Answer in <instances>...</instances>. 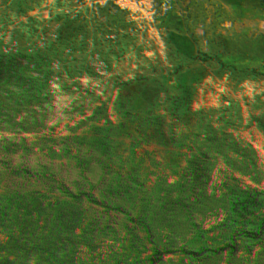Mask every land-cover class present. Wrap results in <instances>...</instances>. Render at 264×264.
<instances>
[{
	"label": "trees",
	"instance_id": "trees-1",
	"mask_svg": "<svg viewBox=\"0 0 264 264\" xmlns=\"http://www.w3.org/2000/svg\"><path fill=\"white\" fill-rule=\"evenodd\" d=\"M229 2L0 0V264H264V128L231 116L264 122V37Z\"/></svg>",
	"mask_w": 264,
	"mask_h": 264
},
{
	"label": "rangeland",
	"instance_id": "rangeland-1",
	"mask_svg": "<svg viewBox=\"0 0 264 264\" xmlns=\"http://www.w3.org/2000/svg\"><path fill=\"white\" fill-rule=\"evenodd\" d=\"M231 8L232 9H227L228 11L226 12V18L224 20V24L226 27L228 26V29L231 30V32L235 35H237V31H238V27L239 28H244V27H248L249 29L252 27L251 24L252 22H254L255 27L258 31V35L259 37H264V0H230L229 2ZM244 7L247 6L250 10L249 15H255L254 16V20H252L251 18H249L248 16L244 15L243 11H238L236 9L240 8V7ZM229 15V17H228ZM240 18H243L245 21V23H243L242 25L239 24V26H235L233 25L235 19L236 20H240ZM254 28V27H253ZM237 42H239V40H237ZM263 66L260 67V70H263ZM235 117V122L238 124H242L244 126H246L247 128H251L253 126H256V132L258 131V129L260 128H264V122L259 119L258 114L257 113H249V114H244L242 116H238V115H231ZM191 126L193 128L194 134L196 136V139L201 141H204L205 136H212V132L210 131V127L207 125L205 120H201V118H199V120H192L191 121ZM49 132L47 131V134ZM170 134V132L168 133ZM166 133L157 135V136H151V140H161V141H166V137L167 135ZM32 136V134H31ZM33 136L35 137V140H39L41 138H43L44 136H46V132L41 130L39 133L33 134ZM26 137V136H25ZM27 138V137H26ZM174 147H177L176 144H174ZM202 148V146H201ZM200 148V149H201ZM204 151H201L200 154H206L207 150L202 149ZM4 159L0 157V166L4 164ZM199 159H201V157H199ZM15 161L18 162V158L14 159ZM19 163L22 164V161H20ZM19 164L18 166H16V169L18 171L19 169V174H26L27 172L30 171V167H24L23 165ZM183 165L185 166L186 170H190L192 169V166L190 167L189 163L184 162ZM21 167V168H18ZM22 169V171L20 170ZM144 169H147L146 165L144 164H140L137 165L135 170L130 173V176H139L142 172H144ZM131 177V178H133ZM35 180H30L28 182V186L30 188V192H26L23 196V203H24V207H23V211H24V216L30 220V218H41V226L38 231L41 229L42 231H45L49 234H51V230H49V221L46 220V218L50 217V212L47 209V207H51V203L48 201V197L46 193H43L40 196H36V194L33 193V190L35 188ZM143 188H145L146 190H150L151 193H157L155 188L153 187V179H149V180H145L142 185ZM46 220V221H45Z\"/></svg>",
	"mask_w": 264,
	"mask_h": 264
},
{
	"label": "clouds",
	"instance_id": "clouds-1",
	"mask_svg": "<svg viewBox=\"0 0 264 264\" xmlns=\"http://www.w3.org/2000/svg\"><path fill=\"white\" fill-rule=\"evenodd\" d=\"M44 115L46 116V115H47V113H44Z\"/></svg>",
	"mask_w": 264,
	"mask_h": 264
}]
</instances>
